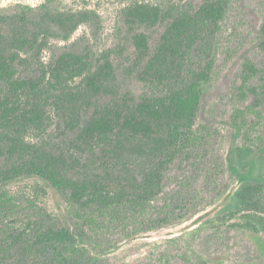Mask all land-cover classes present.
Masks as SVG:
<instances>
[{
	"label": "trees",
	"instance_id": "obj_1",
	"mask_svg": "<svg viewBox=\"0 0 264 264\" xmlns=\"http://www.w3.org/2000/svg\"><path fill=\"white\" fill-rule=\"evenodd\" d=\"M231 1L126 0L121 19L136 78L162 89L140 97L118 87L116 51L96 55L54 44L95 23L94 13L0 10V264H112L83 247L90 233L152 232L203 208L200 195L156 203L172 166L196 147V119L216 58L195 61V53L220 34ZM260 34L264 58V19ZM238 100L233 124L249 151L264 123L259 62L245 60ZM53 119L61 143L26 140ZM31 177L63 197L70 228L35 196L9 187ZM237 199L238 209L222 220L235 231L264 234V184L244 185ZM150 264L193 262L185 251L155 255Z\"/></svg>",
	"mask_w": 264,
	"mask_h": 264
},
{
	"label": "rangeland",
	"instance_id": "obj_2",
	"mask_svg": "<svg viewBox=\"0 0 264 264\" xmlns=\"http://www.w3.org/2000/svg\"><path fill=\"white\" fill-rule=\"evenodd\" d=\"M126 5V0H0V10L47 8L94 13L95 23L81 26L69 40L54 44L58 48L75 45L81 50L91 49L96 55L114 50L117 84L123 92L137 97L159 94L161 88H150L136 78L131 43L121 19ZM263 19L264 0H232L220 34L210 47L202 46L195 53V61L204 60L208 53L216 58L213 78L205 85L196 119L198 140L190 159L172 166L156 204L162 207L200 195L206 200L203 208L152 232L131 236L90 233L83 247L92 256L112 264H150L155 255L186 251L193 264H264V234L235 231L231 222L222 220L238 209L237 193L244 185L264 184V123L253 136L256 147L249 151L242 150L243 134L233 124L234 111L241 105L238 88L245 60L259 62L264 72L259 51ZM52 56V52H46L44 62ZM56 129L53 119L46 131H35L26 140L59 144L62 138H58ZM9 187L35 196L58 222L71 227L63 197L44 180L24 178Z\"/></svg>",
	"mask_w": 264,
	"mask_h": 264
}]
</instances>
